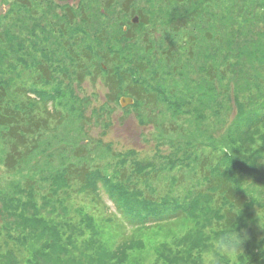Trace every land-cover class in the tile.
Returning a JSON list of instances; mask_svg holds the SVG:
<instances>
[{
    "label": "rangeland",
    "instance_id": "1",
    "mask_svg": "<svg viewBox=\"0 0 264 264\" xmlns=\"http://www.w3.org/2000/svg\"><path fill=\"white\" fill-rule=\"evenodd\" d=\"M122 1L114 0L111 8L104 11L101 0H0V51L8 54L0 70L9 73L4 77L14 79L12 87L22 83L26 87L33 84L50 89L59 82L57 87L64 97L61 114L81 115L64 119L52 112L50 101L43 102L35 93H25L24 96L34 99L30 113L44 112L49 117L52 112L59 118L48 121L47 130L38 133L33 141L42 163L49 161L47 168L68 159L82 163L88 166L90 178L112 177L115 182H128L132 199H169L171 206L179 204L173 210L176 214L172 211L171 218L155 224V214L130 216L119 210L99 185L101 201H95L92 193L82 191L81 185L54 188L58 185L51 187L50 181L45 182L41 176L34 177L32 192L27 179L34 176L35 163H40L38 153L29 154L17 168L8 170L2 163L7 147L0 139V253L3 252L0 264H99L98 260H90L88 253L82 254L84 244H80L78 237L88 235V228L94 225L102 239L120 247L117 255L120 264H217V260L218 264H253L254 259L256 264L264 252L248 246V239H256V247L264 245V229L256 223L260 203L253 202L248 195L258 191L264 196V124L259 123L252 134L254 143L241 148L228 143L231 136L228 124L234 119L239 102L249 105L245 98L256 91L253 84H249V91H244L238 80L241 74L231 65L238 51V55H243L248 46L256 47L257 36L264 26L260 25V18L253 23L248 14L262 12L246 8L249 0H213L211 13H204L197 20V17L174 18L187 6L184 3L133 0L122 6ZM232 3L245 8L234 12L236 7L231 8ZM153 7L162 12L149 16ZM139 9V13L145 11L147 16L143 17L144 25L139 24ZM221 15L231 19L222 21ZM134 17L136 22L132 21ZM34 25H37L35 37H30L29 29ZM42 27L47 39L40 31ZM102 28L114 30L112 35L116 29L115 37L109 39L112 43L115 38L125 40L121 29H128L130 37L126 40L132 47L127 54L136 63L123 64L134 71L124 84L132 85L133 79H139L147 87H157L161 91L157 106L143 99L134 108V105L121 106L119 99L117 102L109 99L104 74L97 71L96 65L102 62L112 68L118 56L109 53L105 46L100 57L79 51L84 43L91 44L94 36L102 37ZM83 29L87 36L80 32ZM35 57L48 62L54 70L51 82H42L44 77L33 65ZM224 57L227 61L222 64ZM25 59L31 68H12L21 66ZM253 66L264 79V67L258 70L256 63ZM117 67L120 69L122 63ZM212 69H215L213 78ZM162 93L169 102L162 103ZM11 95V91L6 92V96ZM24 96L14 97L25 101ZM119 97L131 96L124 92ZM140 115L145 120L143 124ZM227 146L233 149V153L227 152L237 161L234 167L225 166L223 149ZM75 149L83 155L72 156L77 152ZM136 166L142 169L137 174L133 170ZM225 167L227 174H219L221 169L225 172ZM123 171L128 179H117ZM219 175L227 179L233 194L245 195L238 214L231 212L236 206L230 207L216 182ZM54 179L57 178L50 179L52 183ZM58 201L62 207L55 211L54 204ZM43 218L49 220V227L56 222L72 231L78 238L76 245L68 247L64 234L60 236L52 230L41 237L35 226L44 223ZM80 220L84 227L73 228V221ZM234 232L241 237L237 246L231 243L218 246L221 237ZM52 234L59 241L55 242ZM37 246L46 247L43 257L35 254ZM9 248L15 251L11 253Z\"/></svg>",
    "mask_w": 264,
    "mask_h": 264
},
{
    "label": "trees",
    "instance_id": "2",
    "mask_svg": "<svg viewBox=\"0 0 264 264\" xmlns=\"http://www.w3.org/2000/svg\"><path fill=\"white\" fill-rule=\"evenodd\" d=\"M167 1L171 4L184 3L187 5L185 6V9L181 10V12L176 14L174 18L177 16H179L180 18L186 17V19L188 18L192 19V17H197L196 18L197 20H200L201 15L203 16L204 13L206 14L211 13L210 11L211 9L209 8L212 7L211 2H213V0H167ZM101 2L103 5L102 9L106 11L111 8L112 4L114 3V0H103V1L101 0ZM132 2L133 0H123L121 5L126 6L127 4H130ZM245 5L247 6L246 8L253 7V9L256 8L260 12H262L261 15L252 13L251 15L253 16H251L250 14H248V16L249 18L252 19L253 23L256 22L260 18L262 20L260 22V25L264 26V16H263L264 0H249L245 3ZM230 7L231 8L236 7V10H234V12L235 11L242 12L243 9L245 8V7H241L240 5H237L236 3H232ZM130 9L132 8L130 7ZM140 10L141 9L137 11L139 15V24L144 25L143 17L145 19V16H146L145 11L141 14V12L139 13ZM64 11L65 12H63L62 16L66 14V9ZM160 12H162V9L160 8L156 9L155 7H153L149 12V16H156ZM226 17L227 16L221 15L220 18L222 19V21H225V22L226 20L231 19V17H228V19H226ZM172 18L173 17H171L170 19ZM113 24H115V22H113ZM36 26L37 25H34L29 29L30 37H33V36L35 37L34 29L36 28ZM135 27H137V25ZM74 29H78V27H75ZM121 30L123 32L121 35L125 39L122 42L118 38L114 39L115 43H112L109 40L110 38L115 37L116 29H115L114 34L112 35V32L114 30L112 32L111 31L108 32L106 31L105 28H102L101 31L104 33L102 37H98L99 34L94 36L93 37L94 41L91 44L84 43L83 46L79 47V51L80 53L85 52L87 54H92V55L97 54V56L100 57V55L102 54V50L104 49V46H105V49L109 53L111 52L118 56V62L116 66L112 68H108V66H106L105 63H102V62L101 64L99 63L96 65L97 71L100 72L101 74H104L103 83L107 90V95L110 96L109 99H111L114 102H117V100L120 98L119 96H121L125 92L126 95H130L133 98V103L129 106L134 105V108H135L137 106V103L144 101L143 99L157 106L158 104L157 99H159L158 93H160L161 95V91L159 92L157 90V87H152L150 85L147 87L146 83L139 81V79L138 80L133 79L132 85L125 86L124 84L126 80L130 77L129 73H133L134 71L131 67H128V66L124 67L123 64L126 65L127 62L128 63L132 62L134 64L136 62L132 58H129L130 53L127 54V51L129 50V48L132 47L130 44L127 43L128 40H126V38L130 37V36H127L128 29L126 28L125 30L123 29ZM40 31L45 36V39H47L48 34H46L45 28L44 27L40 28ZM80 32L84 33L85 36H87L86 30L83 29ZM60 35L62 36V34ZM63 35H65V33H63ZM8 37L9 36H7V38ZM73 43H76L75 39H73ZM118 44H121V45L118 46ZM256 44L257 45L255 48H251L250 46H248V48H245L244 52L242 51L243 55H238L239 54V51H238L233 56L235 61L231 65L236 68V71L238 74H241V77L238 78L235 75V78H238L240 84H242V86L244 87V91H249L250 89L249 84H253V87L256 88V91L254 94L251 93L245 98L246 100L250 102L249 105H248V102H244L243 104L239 102L237 106L238 111H236L234 119L230 121L228 124V128L231 129V136L228 137V143L238 148L244 147V145L246 144H253L254 141L252 139V134L256 133V130L259 127L258 126L259 123L264 124V85H262V83L264 82L263 81L264 79L260 77L258 72L256 73V68L253 66L254 63H256L258 65L257 66L258 70H261V68L264 67V30L258 34ZM259 46H261L260 50H258ZM42 51H44V49H42ZM7 57H8V54L2 53V51H0V64H4V60H6ZM34 59L35 60L33 62V65H35L37 70H40L39 71L40 75L44 77V80H42V82L44 84L51 82V80H53L51 71H54V70L50 68L48 62L43 63L37 60L36 57ZM226 61H227L226 57H224L222 59V64ZM22 62H19V63L21 64ZM24 62L25 63L21 64V66H16L12 68L15 70L22 66L31 68L30 63L27 61V59H25ZM120 63H122V67L119 69L117 65ZM138 64L139 65L137 66V69H140L141 67L140 62H138ZM230 64L231 62L229 63V68H230ZM128 68L132 70L129 71ZM248 72H250V74ZM5 73L6 72H2V70H0V139L2 140V143H4L5 146L7 147V152L3 156L4 160L2 163L4 164V166L7 167V169L9 168L8 170H12V168H17L19 164L23 163V161H25L24 159L27 156H29V154L36 151L35 154L38 153L37 157L38 159H40V163H35V166H34L35 172H32L34 173V176H28L29 179H27L29 182L27 185H29L30 187L29 189L32 192H33V187L31 186V183L35 182L34 177L36 176L43 177V180L45 182L50 181L51 187H53L54 184L58 185L54 188H58V187L59 188L60 187L70 188L71 184H78V186L81 185L83 187L82 191L84 193H89V192L92 193L95 201H101L99 199L98 189H97L100 186V188H102L106 193H108L110 199H112L115 202V204H117V206L119 207V210L121 209L122 211L123 210L126 211L128 214H130V216H132L133 214H135L136 216L155 214V216H157L154 219L155 224L164 222L165 220H168L169 218L172 217L173 215L172 211L178 208L179 204H174L173 206H171L169 204L170 203L169 199H153V198L152 199H145V198L144 199L142 198L132 199L131 192L128 189V187H130V184L128 182H125V181H124L125 183L115 182L112 180L113 179L112 177L111 178H108V177L101 178L103 180H100V177H96L99 179V181L98 179H95L93 177L90 178V176L88 177L89 175L88 166L82 163L81 164L73 163V161L68 159V160H62L60 163L57 164V166H55L56 168L51 165L48 166L47 168V165L49 164V161H48L49 157L46 158L48 161L47 163H42L40 152L39 150H37L36 147H34L33 141L37 137L38 133H44V131L47 130V126H49L48 121H50L51 119H55L59 121L58 116L53 115V113L62 115L60 109L63 107L64 97L61 95L62 92H60V88L57 87L59 82H55L52 87H49L50 89H46L45 87H40V88L33 87V84L31 87H26L22 83H20L16 87H12L10 86V83H13L14 79H10L9 77L8 78L4 77ZM6 74L8 75L9 73H6ZM210 76L212 78L215 77V69L214 70L212 69V72H210ZM257 78H260V80L255 82V79L257 80ZM8 91L9 92L11 91L12 93L11 96H6V92ZM26 92L35 93L38 99H41L43 102L50 101L53 107L52 109L53 113L50 112L49 117H46L44 115V112H42V114L40 115H38L37 113L36 114L30 113L29 109H32L34 107L33 105L34 99L28 96H24ZM14 96H24L26 100L17 101L16 97ZM163 98H166V100H164ZM161 101L162 103L163 101L167 103L169 102V98L167 96L164 97L162 93ZM118 103H119V100H118ZM185 104L186 102L184 103V105ZM73 115H78V113H72L66 116L65 115H62V116L63 118L65 117L64 119L68 120L72 118ZM78 118H81L80 114L78 115ZM139 121L142 124L145 122V120L142 119L141 115H140ZM23 140H26V143H23ZM24 144H30V145L27 146ZM227 147H228L227 149L231 153H233V149L229 148V146ZM108 149L109 148H107V151ZM75 150L77 151V149ZM231 153L229 154L227 151H224L223 153V157L227 159V163L225 164V166L230 167L229 164H232L231 166L234 167L237 165V161L233 159L234 157L231 156ZM82 155H83L82 151L79 150L72 156L79 157ZM124 155H120L118 157H122ZM246 166H248L247 163H246ZM18 170H20V168ZM133 170L137 174L141 172L140 170L142 169H137V166H136ZM227 170H228L227 167H225L224 173H222V169L221 171L220 169L218 171H220L219 174H227ZM123 173L124 171L121 172L117 176V179L119 178H122L123 180L128 179V177L124 176ZM54 176L57 179H54L55 182L52 183L53 180H50V179H52ZM216 180H217L216 182L219 185L220 190H222L221 192L223 193L224 198L227 199V202L230 205V207L231 206L240 207L242 203H245V195L237 196L233 194L229 186V182L227 181L225 177L219 175L217 176ZM61 204H62L61 201H58L57 204H54L55 211L60 209L59 207H62ZM167 204H169L170 206H167ZM136 205L139 207L137 208ZM165 211L166 213L168 211L169 212L167 214L165 213V215H162ZM175 214L176 212H174V215ZM111 220H114V218H112ZM128 220L130 219L129 217L126 216L125 221L128 222ZM150 220L153 221L152 218ZM43 222L44 223H39L35 226L37 230H39L40 236L41 234L43 235L44 232L48 233L49 230H52L53 232L60 234V236L64 234L65 241L68 247H71L69 245H76V241L78 242V238L76 236H73L74 234L72 233V231L65 230L62 225H58L59 223L52 221L53 224L51 225V227H49V220H47V218L46 219L43 218ZM86 225L88 228L89 225L88 224ZM76 226L84 227L82 220L73 221V228H75ZM90 229L92 230V232H90ZM98 229L94 225L88 228L89 230V233H87L88 235H86L85 237L78 236L81 239L80 244H84L83 245L84 250L82 254L88 253V255L86 254L87 257L89 256L91 258L90 260H94L95 262L96 260H98L99 264H120L121 260H119L117 256L119 255L121 251L120 249H118L120 247L115 248L114 245L107 242L106 239H102V237L100 236V233L98 232ZM84 232L80 234L85 235ZM55 236L56 235L52 234V239L55 242L59 241V239H57V237ZM254 240L251 241V239L249 238L248 242L250 244L248 243V246H252L253 249L259 250V252L261 251V253H263L264 245H259V247H256V241L254 242ZM45 248L46 247L37 246L35 254L38 257H43L45 255ZM8 251H11V253H13L15 249L9 248ZM2 253H0L1 257H3ZM261 253H258V254H261ZM87 260L88 262L90 261L89 259ZM257 260L258 261L256 262V264H264V254L263 256L261 255L260 258H258ZM218 261L219 260L216 261L217 264L219 263ZM34 262H38V261L34 259ZM10 264H15V263H10ZM253 264H255V259L253 261Z\"/></svg>",
    "mask_w": 264,
    "mask_h": 264
},
{
    "label": "clouds",
    "instance_id": "3",
    "mask_svg": "<svg viewBox=\"0 0 264 264\" xmlns=\"http://www.w3.org/2000/svg\"><path fill=\"white\" fill-rule=\"evenodd\" d=\"M223 150L227 151L228 149L225 147ZM248 196L251 198L253 202L260 203V207L256 210V223L260 228L264 229V196L260 195L258 191L250 192ZM231 212L238 214L240 212V208L236 206L231 209ZM240 240L241 237L238 236L236 232L230 233L226 236L221 237L220 241L218 242V246L222 248L225 244L228 243L237 246Z\"/></svg>",
    "mask_w": 264,
    "mask_h": 264
},
{
    "label": "water",
    "instance_id": "4",
    "mask_svg": "<svg viewBox=\"0 0 264 264\" xmlns=\"http://www.w3.org/2000/svg\"><path fill=\"white\" fill-rule=\"evenodd\" d=\"M133 22H136L137 21V17H134ZM133 103V98L132 97H120L119 98V104L121 106H127V105H130Z\"/></svg>",
    "mask_w": 264,
    "mask_h": 264
}]
</instances>
